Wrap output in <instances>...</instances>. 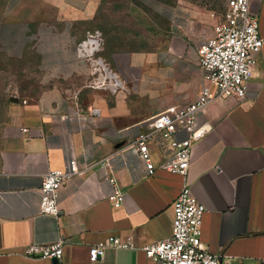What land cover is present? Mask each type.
Wrapping results in <instances>:
<instances>
[{"label": "crops", "instance_id": "obj_1", "mask_svg": "<svg viewBox=\"0 0 264 264\" xmlns=\"http://www.w3.org/2000/svg\"><path fill=\"white\" fill-rule=\"evenodd\" d=\"M100 2H1L0 53L11 62L34 56L44 79L34 98L13 104L0 127V264H155L144 249L171 235L173 203L186 183L207 209L203 247L222 264H264V47L245 101L217 100L199 113L198 125L211 130L194 145L187 177L162 169L148 177L133 140L145 121L197 99L205 84L201 44L184 43L179 52L169 45L162 56L133 63L141 77L112 68L116 89L88 86L94 68L84 42ZM250 5L264 39V0ZM155 10L169 21L179 16L168 7ZM215 25L202 17V44ZM151 149L156 165L174 152L170 145ZM71 159L82 174L60 189V215L42 214L44 175ZM110 178L125 193L118 209L109 201ZM110 238L129 247L109 246ZM60 239L68 244L58 262L27 254ZM96 245L105 246L104 257L91 262Z\"/></svg>", "mask_w": 264, "mask_h": 264}, {"label": "built area", "instance_id": "obj_2", "mask_svg": "<svg viewBox=\"0 0 264 264\" xmlns=\"http://www.w3.org/2000/svg\"><path fill=\"white\" fill-rule=\"evenodd\" d=\"M250 4L251 0H228L226 11L214 27L212 37L198 48L199 65L205 73V84L197 99L186 105L169 107L143 123L145 130L138 132L133 140V148L143 161L148 177L153 176L157 169H162L186 178L194 145L211 130L207 125H198L199 113L217 100L232 98L241 103L245 101L247 83L254 74L257 55L264 47V39L258 31V16ZM101 41L100 32H88L84 42L86 58L91 62L94 72L97 68L95 62L98 61L95 56L101 49ZM110 81L104 79L101 87H108ZM123 132L126 136L130 135L128 131ZM180 132H185L187 137L177 141L175 136ZM153 145L160 151L170 145L174 152L156 165L151 149ZM82 172L74 159L69 160L63 170L47 172L40 189V212L58 217L60 189ZM110 182L113 190L109 201L114 208H121L125 202V193L117 187L114 178H110ZM206 211L205 205L192 193L191 186L184 184L182 192L173 203L171 235L146 246L144 250L147 257L155 264H222L217 255L203 247L202 224ZM67 244L66 239H60L40 250L30 247L27 254L30 257L61 260ZM108 245L117 249L129 247L128 243L113 238L109 239ZM104 248V245L90 247V261L101 260Z\"/></svg>", "mask_w": 264, "mask_h": 264}, {"label": "rangeland", "instance_id": "obj_3", "mask_svg": "<svg viewBox=\"0 0 264 264\" xmlns=\"http://www.w3.org/2000/svg\"><path fill=\"white\" fill-rule=\"evenodd\" d=\"M0 1V8L3 4ZM228 0H101L90 29L102 35L101 49L96 60L105 68L126 71L127 77H141V68L132 64L152 56H162L169 45L175 52L187 46L202 45V17L215 25L226 11ZM160 6L179 12L167 20L155 8ZM216 26V25H215ZM87 32V33H88ZM87 35V34H86ZM91 64V62H89ZM91 65V70H92ZM97 68L101 69L97 65ZM95 67L88 86L102 90V73ZM111 72V71H110ZM38 59L28 56L11 62L0 53V127L11 119V108L26 97L34 98L42 80ZM114 89V83L111 82ZM100 87V88H99ZM112 88V89H113Z\"/></svg>", "mask_w": 264, "mask_h": 264}, {"label": "bare ground", "instance_id": "obj_4", "mask_svg": "<svg viewBox=\"0 0 264 264\" xmlns=\"http://www.w3.org/2000/svg\"><path fill=\"white\" fill-rule=\"evenodd\" d=\"M96 66H100L101 69L97 68L98 71H102V72H105L107 73L106 76H104V74L102 73V77H105V79H110L111 81L110 82H113L114 83V86H119V81L117 80V76L113 73L110 72V70H108L107 68H105V64L102 60H98L95 62ZM104 79L101 81L103 82Z\"/></svg>", "mask_w": 264, "mask_h": 264}, {"label": "water", "instance_id": "obj_5", "mask_svg": "<svg viewBox=\"0 0 264 264\" xmlns=\"http://www.w3.org/2000/svg\"><path fill=\"white\" fill-rule=\"evenodd\" d=\"M54 261H55V262H58V260H56V259H55Z\"/></svg>", "mask_w": 264, "mask_h": 264}]
</instances>
